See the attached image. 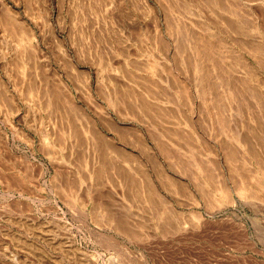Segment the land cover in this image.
<instances>
[{
  "label": "rangeland",
  "instance_id": "374dc122",
  "mask_svg": "<svg viewBox=\"0 0 264 264\" xmlns=\"http://www.w3.org/2000/svg\"><path fill=\"white\" fill-rule=\"evenodd\" d=\"M257 39L264 0H0V264H264Z\"/></svg>",
  "mask_w": 264,
  "mask_h": 264
},
{
  "label": "bare ground",
  "instance_id": "6f19581e",
  "mask_svg": "<svg viewBox=\"0 0 264 264\" xmlns=\"http://www.w3.org/2000/svg\"><path fill=\"white\" fill-rule=\"evenodd\" d=\"M229 12H230V11H229ZM232 16H233V15H232ZM230 18H231V17H230ZM231 19H233V18H231ZM238 21H239V20H238ZM237 23H238V22H237ZM239 23H240V22H239ZM239 26H240V24H239ZM239 26H238V27H239ZM230 28H231V27H230ZM236 28H237V27H236ZM240 28H242V27H240ZM240 28H238V29H240ZM207 30H209V29H207ZM233 30H234V28H233ZM227 31H228V30H227ZM239 31H240V30H238V32H239ZM238 32L236 31L235 33L237 34ZM240 33H241V34H240ZM236 34H235V35H236ZM239 34H240V35H242V34L244 35V33L242 32V30H241V32H239ZM240 35H239V36H240ZM252 35H253V34H249L250 37H251ZM258 35H259V34H258ZM258 35H257V37H258ZM236 36H237V35H236ZM236 36H235V37H236ZM249 36H248V37H249ZM235 37H234V38H235ZM243 37H244V36H243ZM237 38H239V37H237ZM237 38H236V39H237ZM240 38H241V37H240ZM240 38H239L238 40H241ZM254 38H255V37H254ZM254 38H253V39H254ZM258 38H261V39H262V36H260V37H258ZM251 39H252V37H251ZM176 40H177V38H176ZM243 40L246 41V39H243ZM243 40H242V41H243ZM242 41H241V42H242ZM247 41H248V40H247ZM247 41H246V42H247ZM249 41H251V40H249ZM253 41H254V43L256 42L255 40H253ZM241 42L238 41V44H239V43L242 44ZM258 42H259V40L257 39V42H256V43H258ZM262 42H264V41L262 40V41H260L259 43H262ZM176 43H177V41H176ZM186 43H187V45H189L188 48L190 49V52L193 53V56H195L194 59H195V58L197 59L199 56H196L195 51H196V53H198V52H199V51H198L199 47L197 48V46L195 45V43H196L195 40L193 41V43H191V42L188 41V39H187ZM178 44H179V42H178ZM252 44H253V43H252ZM263 44H264V43H262V45H263ZM180 45H181V44H180ZM184 45H185V42H184ZM253 45H254V44H253ZM259 45H260V44H259ZM262 45H261V46H262ZM176 46H178V45L176 44ZM238 46L242 47L243 45H242V46H241V45H238ZM250 46H252V45H250ZM257 46H258V45H257ZM257 46H254V47H257ZM261 46H260V47H261ZM185 47H186V45H185ZM258 47H259V46H258ZM262 47H263V46H262ZM178 48H179V47H178ZM263 48H264V47H263ZM181 49H182V48H179V51H181ZM177 50H178V49H177ZM262 50H264V49H262ZM263 52H264V51H263ZM178 53H179V52H178ZM261 53H262V52H261ZM239 54H240V53H239ZM262 54H263V53H262ZM198 55H199V53H198ZM191 56H192V55H191ZM193 56H192V57H193ZM192 59H193V58H192ZM262 61H263V60H262ZM196 64H197V63H196ZM243 70H245V69H243ZM240 72H241V71H240ZM246 74H247V73H246ZM249 74H250V73H249ZM254 74H255V73H254ZM216 75H217V74H216ZM215 77H216V76H215ZM234 77H235V76H234ZM218 78H219V76L217 75V79H218ZM218 80H219V79H218ZM242 80H243V77H242L241 75H238V74H237V76H236V81L234 80V82H235V83H234V84H235L234 86H235V87L237 86V89L235 90V91L237 92V95H238V96H236V97H238L237 99H240V97L244 96L243 94L245 93V89H243V87H242ZM219 81H220V80H219ZM219 81H217L218 84L224 86V85H223L221 82H219ZM262 82H263V81H262ZM199 83L202 84L201 82H199ZM199 83H198V84H199ZM214 83H216V81H215ZM216 84H217V83H216ZM243 84H244V83H243ZM260 84H261V83H260ZM219 85H218V86H219ZM218 86H217V87H218ZM258 86H259V85H258ZM258 86H256V87H258ZM261 86H264V85H261ZM220 87H221V86H220ZM251 87H252V86H251ZM262 88H264V87H262ZM225 89H226V88H225ZM234 89H235V88H234ZM252 89H253L254 91H252V92H253V93H252L253 97H251V99H252V100L255 99V101L251 102V103L249 104V107L247 106V108H248V112H247V113H246V112L243 113L244 111H242V112H241V115H240V116H242V115L244 114V116H243V117H244V120H243V122H242V126H243V127L245 128V130L247 131V132L245 133V136H257V135H256L257 133H258V134H261L260 131H261V132H264V131L261 130V129H263L262 127H261V129L259 128L260 126L258 125V123H257V124L255 123L256 125H258V126H256V127L252 124V120L255 119V116H253L254 113H255V111L253 112V110L258 109V108L260 107L259 105H262V101L264 102V100H263V99H264V93L261 92V91L259 90L260 88L258 89V91H257V90L255 91L254 87H253ZM218 90H219V91H217V89H216L218 95H220V94L223 95L222 93H219V92H221V91H222V92L224 91L223 88L221 87V88L219 89V87H218ZM220 90H221V91H220ZM225 91H226V90H225ZM225 91H224V92H225ZM225 93H226V92H225ZM225 93H224V94H225ZM208 94H210V96H211V100L209 99L210 97H209L208 99L210 100V103L212 102L211 104H213V108H214V106H215V107L218 106V103H217V99L219 98V97L217 98L218 95H217L215 92H214V94H213V92L210 91V90L208 91ZM249 94H251V92H250ZM199 95H200V93H199ZM221 95H220V98H221ZM225 95H226V94H225ZM225 95H223V97H225ZM212 96H213V97H212ZM257 96H258V97H257ZM200 97H201V95H200ZM201 98H204V97H201ZM226 98H227V97H226ZM49 99H50V98H49ZM221 99H222V98H221ZM241 99H243V98H241ZM241 99H240V101H239V100H238V101L241 102ZM201 100H202V99H201ZM252 100H250V101H252ZM203 101H204V103L206 102L205 100H203ZM236 101H237V100H236ZM238 101H237V102H238ZM242 101H243V100H242ZM207 102H208V101H207ZM201 103H202V101H201ZM204 103H203V104H204ZM208 103H209V102H208ZM252 103H253V104H252ZM211 104H210V105H211ZM239 104H241V103H239ZM241 105H242V104H241ZM246 105H248V103H247ZM250 105H252V108H250ZM204 106H206V105H204ZM211 107H212V105H211ZM211 107H210V108H211ZM241 107H242V106H241ZM208 108H209V107H208ZM213 108H211V109H212L211 113L213 112ZM239 108H240V107H239ZM250 109H251V110H250ZM208 110H210V109H208ZM239 110H240V109H239ZM258 110H260V109H258ZM258 110H256V111H258ZM261 110H262V109H261ZM215 111H218V108H217V110H215ZM215 111H214V112H215ZM206 112H207V110H206ZM209 112H210V111H209ZM249 112H250V113H249ZM252 112H253V113H252ZM212 114H213V113H212ZM212 114H211V115H212ZM215 114H216V112H215ZM217 114H218V113H217ZM207 115H208L209 118L213 117V116L210 117L209 114H207ZM245 115H246L247 117H245ZM258 115H259V113H258ZM216 116H217V115H215V118H216ZM256 116H257V114H256ZM259 117H260V115H259ZM259 117L257 116V120H258ZM215 118L213 117V119H212V118H211V119L214 120ZM259 119H261V118H259ZM212 120H211V121H212ZM263 120H264V119H263ZM261 121H262V120H261ZM253 122H254V121H253ZM255 122H256V120H255ZM257 122H258V121H257ZM259 122H260V121H259ZM211 123H213V121H212ZM263 124H264V122H263ZM251 125H252V126H251ZM260 125H261V124H260ZM213 126H214V125H213ZM258 128H259V129H258ZM213 129H214V128H213ZM210 130H211V126H210ZM212 132L214 133V130H212ZM261 135H262V134H261ZM161 136H162V134L160 135V137H159L160 139H159V140L162 139ZM242 136H243V134H242ZM161 141H162V140H161ZM161 141H160V143H161ZM167 143H168V142H167ZM163 144H164V143H163Z\"/></svg>",
  "mask_w": 264,
  "mask_h": 264
}]
</instances>
